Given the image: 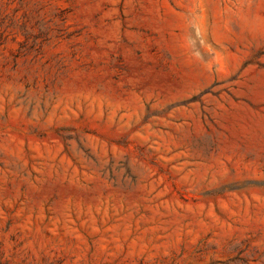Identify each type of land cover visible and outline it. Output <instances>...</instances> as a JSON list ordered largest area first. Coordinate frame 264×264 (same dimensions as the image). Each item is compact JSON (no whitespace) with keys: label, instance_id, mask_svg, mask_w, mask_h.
I'll return each instance as SVG.
<instances>
[{"label":"rangeland","instance_id":"1","mask_svg":"<svg viewBox=\"0 0 264 264\" xmlns=\"http://www.w3.org/2000/svg\"><path fill=\"white\" fill-rule=\"evenodd\" d=\"M0 264H264V0H0Z\"/></svg>","mask_w":264,"mask_h":264}]
</instances>
